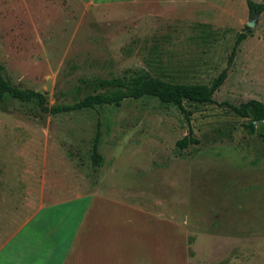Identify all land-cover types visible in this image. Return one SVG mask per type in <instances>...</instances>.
<instances>
[{
  "label": "rangeland",
  "instance_id": "374dc122",
  "mask_svg": "<svg viewBox=\"0 0 264 264\" xmlns=\"http://www.w3.org/2000/svg\"><path fill=\"white\" fill-rule=\"evenodd\" d=\"M15 1L0 0L4 74L50 105L81 100L96 78L147 71L210 85L226 68L228 77L213 103L184 101L188 120L150 98L52 115L6 97L0 191H13L14 206L32 213L100 192L179 225L188 264H264V122L252 131L227 106L264 103V12L250 16L247 0ZM99 121L104 161L94 167ZM186 136L197 142L179 148Z\"/></svg>",
  "mask_w": 264,
  "mask_h": 264
},
{
  "label": "crops",
  "instance_id": "0c3cea01",
  "mask_svg": "<svg viewBox=\"0 0 264 264\" xmlns=\"http://www.w3.org/2000/svg\"><path fill=\"white\" fill-rule=\"evenodd\" d=\"M13 198L11 189L0 191V264L189 262L179 225L100 192L43 205L32 213L24 205L14 206Z\"/></svg>",
  "mask_w": 264,
  "mask_h": 264
},
{
  "label": "trees",
  "instance_id": "16d2710c",
  "mask_svg": "<svg viewBox=\"0 0 264 264\" xmlns=\"http://www.w3.org/2000/svg\"><path fill=\"white\" fill-rule=\"evenodd\" d=\"M247 6L250 16H257L264 12V3H257L253 0H247ZM248 32L250 27H246ZM248 34L241 32L238 34L234 47L232 49L229 64L232 63L237 54L239 46L246 40ZM228 77V68L211 82L207 84L190 83H172L170 81L153 76L147 71H142L134 77L128 79L96 78L94 81H88L87 86L92 89L81 100L71 104L50 105L44 93L25 89L14 85L4 74V67L0 62V103L6 97H12L23 103L35 102L44 113L58 115L62 113L79 112L83 110H92L103 106H118L125 100H141L145 98L156 99L165 105L177 107L189 119V112L184 107V101L195 104H208L214 102V94L224 84ZM231 111L240 117L251 118L248 125L250 130L254 131L255 122H264V103L255 99L243 102L239 105L227 103ZM102 141V124L97 123V129L92 140L91 162L94 167H100L103 164L104 157L100 151ZM197 141L191 137H184L177 142L179 148H185L190 143Z\"/></svg>",
  "mask_w": 264,
  "mask_h": 264
},
{
  "label": "water",
  "instance_id": "95a60500",
  "mask_svg": "<svg viewBox=\"0 0 264 264\" xmlns=\"http://www.w3.org/2000/svg\"><path fill=\"white\" fill-rule=\"evenodd\" d=\"M253 24H254L253 22L249 23V24H248V27L251 28V27L253 26Z\"/></svg>",
  "mask_w": 264,
  "mask_h": 264
}]
</instances>
